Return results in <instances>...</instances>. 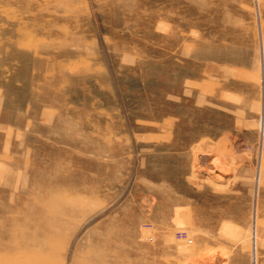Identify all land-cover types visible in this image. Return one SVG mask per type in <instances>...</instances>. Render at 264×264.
I'll return each instance as SVG.
<instances>
[{"label":"rangeland","instance_id":"obj_1","mask_svg":"<svg viewBox=\"0 0 264 264\" xmlns=\"http://www.w3.org/2000/svg\"><path fill=\"white\" fill-rule=\"evenodd\" d=\"M0 264H264V0H0Z\"/></svg>","mask_w":264,"mask_h":264}]
</instances>
